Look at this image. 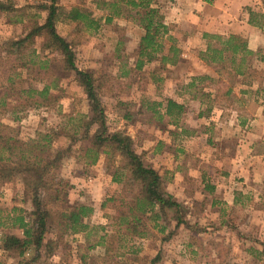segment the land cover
I'll return each mask as SVG.
<instances>
[{"label": "rangeland", "instance_id": "obj_1", "mask_svg": "<svg viewBox=\"0 0 264 264\" xmlns=\"http://www.w3.org/2000/svg\"><path fill=\"white\" fill-rule=\"evenodd\" d=\"M14 1L18 6L25 7L21 14L37 15L40 21L47 15L43 5L48 3V0ZM174 2L175 0H157L155 4L164 14L165 22L168 21L169 34L174 41L166 35L163 39L164 51L159 52L152 61L146 62L142 69H137L139 43L145 31L137 20L125 14L107 22L104 18L106 11L97 8L96 0H58L61 7L69 9L80 5L101 19L99 30H88L85 25L82 30L76 22L68 21L62 15L57 22V29L67 40L74 43L78 67L93 71L98 81L102 82L101 99L106 108L110 128L134 135L137 150L143 152L146 161L154 166L161 163L159 155L164 149L157 140L161 136L165 137L164 132L168 129L167 120L163 115L164 106L159 103L165 95L167 97L173 95L178 88L184 91L185 80L188 79L192 67L201 70L203 64L196 58V55L201 58L200 52L204 47L202 40L197 37H182L180 40L174 36L176 32L184 35L183 28H178L179 23L173 21L183 19L178 6L173 13ZM14 14L0 15V49L11 40L26 34L28 30L30 24L28 17L25 16L24 22H15ZM41 41V38L36 41L37 48L40 47ZM173 42L179 48L177 58L174 62L163 61L164 53H169V47ZM2 55H5L4 51ZM173 55L174 53L170 56ZM43 57L51 59L52 70L50 69L47 82L57 83L59 88L55 90L63 91V96L56 106L49 109L44 107L30 109L19 120H15L12 113L1 117V121L9 124L7 133L18 140V148L15 154H11L12 160H18L23 153L32 156L30 144L37 138L38 130L58 131L60 134L54 140L53 146L55 150L64 152L59 167L52 173L69 181V203L93 206L91 222L104 225L106 228L94 230L89 240L84 233L65 235L62 240L53 244V247L44 246L39 251L28 253L27 256L38 255L35 264H84L81 255L85 254L87 262L91 264L102 252L100 246L92 245L104 231L112 233L116 230V222L112 216L116 213L117 204L120 203L119 197L128 195L130 190L126 183L112 180L111 171L115 168L108 169L104 156L92 165H87L80 159L82 146L89 142L84 140L71 142L65 132L72 134L75 132L72 124L68 122L69 117L80 118L82 115L91 114L86 92L77 81L75 72L64 69L59 52L47 51L43 53ZM15 61L18 60L5 56L1 59L0 56V79L7 76V71L16 63ZM167 65L171 67L168 68ZM35 84L42 87L44 83ZM196 110L194 106H190V112L185 115L189 125L203 121L196 118ZM188 144L189 142L182 144V151L173 150L171 160L177 155L180 162L186 166L196 164L198 157L194 158V155L190 154L192 151L190 148L193 147H189ZM258 177L263 178L261 174ZM188 185L194 187L190 183ZM255 187L258 193L264 194V184L261 181H258ZM165 190L168 192L166 185ZM189 191L190 188L188 194ZM112 197L114 200H108ZM46 200L50 202L48 196ZM242 201L244 207L233 208L230 215H226L228 219L239 224L227 230L210 232L202 228L201 231L196 230V227L192 229V223L190 227L184 224L176 227V221L172 219L174 211L171 210L158 221L146 217L147 235L135 237L132 242L139 249V253L133 256L132 264H148L158 253L161 260L157 264H264V253H261L264 249V246L262 247L264 201L247 197H242ZM197 204L198 209H205V201ZM13 206L24 207L31 213L35 209L34 197L31 193L25 192L20 179L15 182L0 181V207L10 209ZM184 210L189 222L196 221L198 225L202 224L198 226L199 228L206 225L208 216L192 215L190 205ZM28 217L34 218L30 214ZM0 231L22 234L18 228L0 227ZM50 232L47 237L57 239V228L51 229ZM206 241L208 245L203 244L202 247L199 244ZM19 260V255L0 250V264H16Z\"/></svg>", "mask_w": 264, "mask_h": 264}, {"label": "trees", "instance_id": "obj_2", "mask_svg": "<svg viewBox=\"0 0 264 264\" xmlns=\"http://www.w3.org/2000/svg\"><path fill=\"white\" fill-rule=\"evenodd\" d=\"M96 3L97 8L106 11L104 18L107 22L126 14L144 28L139 43L137 69H142L146 62L152 61L159 52L164 51L163 39L166 35L174 41L169 34L170 27L165 22L164 14L155 5L157 0H96ZM43 8L47 10V15L40 21L37 15L21 14L25 7L18 6L14 0H0V15L15 13V22H24L25 16L30 21L26 34L11 40L0 49L1 59L5 56L18 60L11 65L7 76L0 79V181L15 182L20 179L25 192L34 197L35 204L31 213L21 206L10 209L0 207V227L22 231L21 235L0 231V250L19 255L20 260L16 264H35L38 255L28 257V253L39 251L44 246L51 248L65 235L84 233L89 240L94 230L106 228L91 222L93 206L69 203V181L52 173L63 159L64 151L55 150L53 146L60 133L54 129L38 130L37 138L30 144L32 156L23 153L14 161L11 154H15L18 140L7 133L9 124L1 121V117L9 113H12L15 120H19L30 109H49L58 104L63 91L56 92L58 84L47 82L51 59L44 58L43 53L59 52L64 69L74 71L77 81L84 88L91 109L89 115L69 117L68 122L75 132L64 134L70 137L71 142L88 141L89 144L81 148L80 159L92 165L104 156L108 169L115 168L111 171L113 180L126 183L130 190L128 195L119 197L120 203L112 216L116 230L112 233L104 231L92 245L100 246L102 252L91 264H132L133 256L139 253L132 242L135 237L147 235L146 217L158 221L171 210L174 211L172 219L176 221V227L181 224L190 227L185 216V206L165 190L164 178L154 165L146 161L145 154L137 150L132 135L110 128L101 99L102 82L98 81L93 71L78 67L74 43L57 29V22L62 15L66 20L76 22L82 30L84 25L88 30H99L101 19L80 5L69 9L61 7L58 0H48ZM248 10L250 23L262 25L263 13L253 8ZM39 38L42 41L37 48L35 43ZM204 38L206 47L201 50L200 56L217 67L220 74L219 92L223 96L232 98L233 86L238 81L251 84L254 79L262 78L260 70L253 67V60L257 55L264 60V54L251 50L244 36L205 32ZM178 52L179 48L173 42L169 53H164L163 61L174 62ZM172 53L174 55L170 56ZM195 78L205 80L208 76ZM35 82L44 84L40 87ZM185 109L183 104L169 99L163 115L170 117L169 123L181 126ZM45 196L50 199L49 203ZM108 200H114V197ZM28 214L34 218L30 219ZM55 228L58 230L57 239L48 238L50 230ZM261 253H264V249ZM81 259L84 264H89L85 254L81 255ZM160 260L161 255L158 253L148 264H157Z\"/></svg>", "mask_w": 264, "mask_h": 264}, {"label": "crops", "instance_id": "obj_3", "mask_svg": "<svg viewBox=\"0 0 264 264\" xmlns=\"http://www.w3.org/2000/svg\"><path fill=\"white\" fill-rule=\"evenodd\" d=\"M173 4V13L178 6L183 16L181 20L173 19L184 30V35L174 33L180 40L197 37L202 40L203 50L205 32L239 34L248 40L251 50L264 54V18L262 25H254L250 23L248 10L253 8L264 15V0H175ZM196 58L203 63L201 70L192 67L184 91L178 88L159 103L165 111L168 100L173 99L186 109L181 126L169 123L170 117L164 114L168 129L164 132L166 136L157 140L164 149L159 155L161 163L155 167L164 178L168 192L185 207L190 205L192 215L208 216L201 228L198 226L202 224L191 221L192 229L221 231L239 224L226 215L233 208L245 206L242 197L264 201V194L255 187L258 181L264 184V60L258 55L253 60V67L260 70L262 78L254 79L251 84L238 81L233 86L232 98H227L219 92L217 67L199 55ZM201 75L208 78H195ZM190 106L197 109L196 118L203 121L189 125L185 115L190 112ZM185 142L193 147L190 154L198 157L196 164L186 166L177 155L171 160L172 151H182ZM203 201L205 209H198L197 203ZM199 244L203 247L209 243Z\"/></svg>", "mask_w": 264, "mask_h": 264}]
</instances>
